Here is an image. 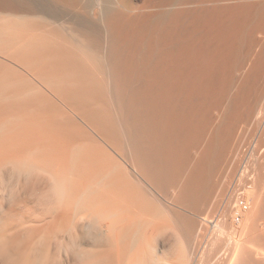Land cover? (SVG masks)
<instances>
[{
  "label": "bare ground",
  "instance_id": "obj_1",
  "mask_svg": "<svg viewBox=\"0 0 264 264\" xmlns=\"http://www.w3.org/2000/svg\"><path fill=\"white\" fill-rule=\"evenodd\" d=\"M21 47L0 264H264V0H69V80L51 37L0 25Z\"/></svg>",
  "mask_w": 264,
  "mask_h": 264
},
{
  "label": "rangeland",
  "instance_id": "obj_2",
  "mask_svg": "<svg viewBox=\"0 0 264 264\" xmlns=\"http://www.w3.org/2000/svg\"><path fill=\"white\" fill-rule=\"evenodd\" d=\"M6 1L7 3L10 4V6L7 7L6 9L0 8V25H3L5 29L8 30V32L10 31V29L19 31L21 34L29 31H33L36 32L37 34L51 37L53 45L55 47V53H53V58L51 61L52 66L46 67L45 70H47L51 74L66 75L64 77H66V79L69 80V61L65 60L62 57V54H59L60 52L58 53V51H61L59 50V48H63V51H65V49L69 47V0H6ZM39 4H42L43 6L40 7ZM41 10L45 11L47 15L45 18L39 16L40 12H43ZM9 34L7 35V37L10 36ZM18 51H19L18 59L17 57L10 54V49L1 51L0 58L7 64L19 69V74L21 73L28 74L30 70L27 66H25L24 61L27 58L31 57V55H28L29 53H27V51H24V48L22 47ZM60 65L62 66L66 65V66L61 67ZM17 74H18L17 72L9 73V75L11 76ZM36 84L41 89L47 91L55 99L57 98L52 93L53 88L61 87L69 91V82L58 83L57 85H47L42 83L40 80L36 79ZM58 102L62 105V102H60L59 100ZM66 110L69 112L68 108H66ZM6 167L8 168L9 166ZM11 181H15V180L14 179L10 180L9 183ZM197 201L203 204L202 202L204 200H197ZM204 205H206L205 201H204ZM204 205L200 206V208L204 209L202 208ZM206 211H207L206 215H205V210H202L201 214L203 216H209L211 212L209 211L208 213L207 209ZM200 254L201 253H199V257H201ZM126 262L127 261H125V263Z\"/></svg>",
  "mask_w": 264,
  "mask_h": 264
}]
</instances>
